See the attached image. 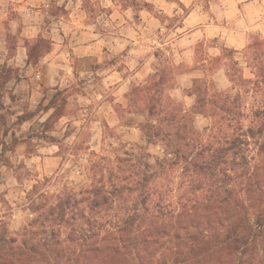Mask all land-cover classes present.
Here are the masks:
<instances>
[{
	"label": "clouds",
	"instance_id": "9594fccd",
	"mask_svg": "<svg viewBox=\"0 0 264 264\" xmlns=\"http://www.w3.org/2000/svg\"><path fill=\"white\" fill-rule=\"evenodd\" d=\"M60 3H63V0H60ZM147 3L152 7L149 9L141 5L138 23L135 19L136 10L132 6L125 7L120 0L115 3L112 0H100L99 4L94 5L97 11L103 8L111 9L112 12L111 15L107 12L101 13L93 23L87 12L82 10V0H76L75 3L69 0L65 6L69 10L68 15H60L58 20L49 17L53 23L48 28H42L43 18L49 16L48 9L51 7L48 0H0V35L8 31L5 23L10 25L14 36L17 27L21 23L24 26L18 37L19 49L15 58L17 66L23 69L24 60L28 59V49L24 47L25 38L31 41L41 34L50 39L53 42L51 51L43 55L36 69L29 66L26 74L32 77L35 72V83L41 79V70L47 66L46 87H54L57 84L56 77H59V89L56 91L68 97L67 112L60 116L55 130L48 133L49 136L60 138L62 143L37 141L33 138L29 143L19 144L15 155L11 151L4 153L11 161L13 169L9 172L6 165L0 166V170L7 173L5 183L0 185V193L6 191L3 201L7 202L4 204L0 201V216L8 222L10 231L27 228L29 221L35 219V213L22 211L18 207L34 187L36 196L41 193L45 197L59 196L65 186L81 193V189L92 185L88 172L91 153L105 154L102 150H106L110 154L111 149L119 147L121 143H125L127 149L136 151V146L143 143L139 125L145 120V116L127 111L121 116L120 110L128 108L127 96L133 88L148 85L153 79L160 80L161 68L164 65L154 55L157 50L166 58L167 67L172 69L174 78L170 81V86L164 88L162 100L179 106L183 113L192 115L195 128L202 133L205 142L212 131L221 126L229 132L232 129L227 127V121L223 119L225 113L219 109H216L215 113L210 110L203 113L192 111L201 98L199 93L194 91V79L206 81L207 93L204 100L209 108L210 102L217 94L235 97L239 93L242 97L240 111L247 117L239 120L243 126L242 131H246L250 126H257L258 121L254 122L252 113L255 108L260 107L256 101L264 96V82L257 85L259 78L256 70L249 67L248 62L239 54L233 59L240 61L237 67L242 69V72L234 73L224 52L225 49L231 48L240 52L249 43L246 33L257 30L264 32V17L261 16L264 5H259L253 10V6L245 4L241 9L231 0H209L205 10L204 3L193 5V0H147ZM97 25L103 33L97 31ZM81 30L86 31L88 40L95 43H88L87 47H77L73 44L76 33ZM102 34H106L104 38H101ZM217 37L218 40L213 43ZM104 47L108 48L109 54L102 52ZM88 54L96 56V63L100 65H104L106 58L109 61L114 57L118 59L114 64L104 66L95 73L75 69L76 58ZM79 81L85 83L81 84ZM8 87L10 88L11 84ZM21 87L26 90V86ZM65 88L67 92H64ZM19 90L20 88L17 89ZM27 99L25 97V100ZM4 103H10L7 97ZM48 103V100H44L45 107ZM17 107L13 105V110ZM55 111V107L48 108L47 112L41 109L32 120L24 122L19 130L9 126L7 137H3V130H0V138L4 140V144L10 146L12 133L15 132L16 138L27 141L28 136L22 134L28 133L37 121L46 122ZM20 114L22 113L17 112V115ZM16 119L17 116H12L10 123H14ZM130 119L133 123L126 126L125 121ZM152 123L156 124L157 121L153 120ZM205 126L209 127L208 132L204 131ZM70 129L74 131L66 136ZM113 134L121 139H115ZM85 137L87 151H73L72 146L85 140ZM29 144L35 146L31 152H28ZM3 147L4 145H0V152ZM249 147V159L252 156L257 157L252 163L264 158V154L258 155L259 146ZM145 151L152 153L153 157L163 158L167 146L157 140L155 145H148ZM167 154L171 156L170 152ZM21 162L30 173L22 178V183L15 173L16 166ZM150 162L155 163V159ZM182 172L183 169L180 168L168 171L158 176L148 189L152 192L153 200H159L163 196V202L170 204L176 213L180 212L182 204L187 203V199L182 197L189 184ZM106 179L105 175V181ZM153 188L156 189L155 192L152 191ZM128 204L130 206L131 201ZM123 214V206L117 202L113 204L105 220L118 219ZM107 229L114 231L111 225H107ZM106 234V231H101L100 236L104 237ZM249 247H252L251 241ZM262 260L264 247L257 241L253 264H261ZM35 264H40L39 257Z\"/></svg>",
	"mask_w": 264,
	"mask_h": 264
},
{
	"label": "trees",
	"instance_id": "16d2710c",
	"mask_svg": "<svg viewBox=\"0 0 264 264\" xmlns=\"http://www.w3.org/2000/svg\"><path fill=\"white\" fill-rule=\"evenodd\" d=\"M141 5L152 7L144 1ZM44 43L41 36L29 47V60ZM246 49L258 85L264 82V37L254 36ZM225 51L235 53L232 48ZM233 64L239 62L233 59ZM162 65L160 80L133 88L123 111L145 116L139 125L143 139L164 142L171 156L166 152L163 158L153 157L144 145L113 155L93 152L88 168L92 185L81 193L65 186L59 196H36L34 187L27 193L28 207L36 214L29 227L14 233L0 224V264H35L37 257L40 264H253L256 242L264 247V158L252 163L257 157L249 159V145L259 146L258 155L264 154V99L252 113L257 126L242 131L239 120L245 113L238 96L217 94L209 108L206 81L195 79L194 91L201 98L192 111L219 109L232 129L221 126L205 142L192 115L162 100L164 88L174 79L167 60ZM58 93L44 108L56 111L31 136L44 137L48 124L64 115L57 113ZM37 110L19 120H28ZM177 168L183 169L189 184L182 197L187 203L179 213L163 196L153 200L148 191L158 176ZM117 202L124 214L105 220ZM101 231L107 234L101 237Z\"/></svg>",
	"mask_w": 264,
	"mask_h": 264
},
{
	"label": "rangeland",
	"instance_id": "374dc122",
	"mask_svg": "<svg viewBox=\"0 0 264 264\" xmlns=\"http://www.w3.org/2000/svg\"><path fill=\"white\" fill-rule=\"evenodd\" d=\"M59 0H48V3L51 5V7L48 9L49 12V16H45L43 18V26L44 28H48V26H50L53 23V20L50 19L49 17H55L57 20L59 18L60 15H64L67 16L69 13V10H67L65 7L59 5ZM140 1L139 4H135L133 3L132 0H120V3H122L125 7L128 6H132L135 10L139 8V6L142 3V0H138ZM67 2H69V0H67ZM73 3L76 2V0H72ZM113 3L116 2V0H112ZM100 0H82V10L86 11L88 14V17L90 19L91 22L95 23L97 20V17L104 12H107L108 15H111L112 10L111 9H99V11H97L96 7L94 6L95 4H99ZM59 5V6H57ZM136 21H139V19L137 18V14L135 16ZM7 24V23H5ZM8 25V24H7ZM101 31L103 32V30L100 28L99 25H97V31ZM61 35H63V32H61ZM254 36H258L259 38H262L259 35H253L250 40L249 43L251 42V40H253ZM18 42V39L16 38V36H11L10 37V45H13V48L16 46ZM51 40L50 39H46V43H44V45L40 48V51H37L39 54L37 56L34 57V59H32L33 63H37L39 62V60L43 57V55L47 54V52L51 51ZM32 43V44H31ZM29 44V47H31L34 42H31ZM67 43V41L65 42ZM14 49H11V53H13ZM160 54V62L164 63L166 61V58L163 57V54L157 50ZM241 55L243 59H245L247 61V49L244 48L242 49L240 52L238 53H232L229 51H225L224 55L227 58V60L230 63V66L234 69V73H241L242 69H239L237 67V65L233 64V58L235 55ZM116 59H118L117 57H114L111 61L107 60V58L105 59L104 65H100V64H94V72L95 73L97 70L102 69L104 66H110L112 63L116 62ZM0 130H3V137H7L8 135V131L11 128H16L17 130H19V127L26 121H30L32 120L40 111L41 109H43V111L47 112V110H45V106H44V100H48L50 101L52 99V97L57 93L56 90H54L52 87H39L38 89L41 91V95L40 97H42V101L39 103V105L37 106L35 102H32L29 99V92L31 91V87H36L37 85H33L32 82L34 80L35 77V72L33 73V76L31 77V79L33 78V80H30L31 82V87H29V90L26 89V97L28 98L27 100H25V97H17L18 92L16 91V85L13 84L15 83L16 79H22L23 77L28 78L29 76L26 74L27 73V68L24 67L23 69H21L19 66H12L9 65L8 66V62H2L3 59H0ZM238 61V60H237ZM240 63V61H238ZM3 63V64H2ZM79 58H76V63L74 65L75 69H78L79 66ZM89 64H85L82 63V67H88ZM239 65V64H238ZM33 69H36L37 66L32 67ZM74 74H78V73H74ZM45 75V73H44ZM42 73L41 79L39 81H35V83H43L41 82L45 77ZM61 75H63V73L61 72ZM58 79V77H57ZM79 83L84 84L85 81H79ZM247 83V82H245ZM11 84V87L9 88L8 85ZM37 88V87H36ZM59 89V88H58ZM67 88L64 89V92H67ZM69 95H71V93H69ZM239 98L238 100L242 103V97L239 93L236 94ZM5 97L11 98V102L9 104H5L4 100ZM264 99V96H261L259 101H256V103H261L260 101H262ZM21 101H25L24 103H21ZM57 102L61 104L60 108L58 109L57 113H63L65 114L67 112V106H68V97L58 93V97H57ZM13 105H17L18 107L16 108V110H13ZM36 107H38V110L36 112V114L29 118L28 120L25 121H20L19 117L22 115H27L29 113H31L32 111L36 110ZM17 112H20L22 114L17 115ZM125 111L120 110V114L121 116H123ZM137 115H141L140 113H138ZM12 116H17V119L14 123H10V118ZM243 118H247L246 115L244 114ZM55 120H57L55 118ZM59 121V120H58ZM58 121H53L50 124H48V127H46V132L44 133V137H38V136H31V133H36L38 132L40 129H42V124L39 121L36 122L35 125H33L30 129L29 132L26 134H22L23 135H27L28 136V140L24 141L22 139L16 138V134L15 132L12 133V143L11 145H7L4 144V140L2 138H0V145H4L3 147V151L0 152V166L6 165L7 168L9 169V172L12 171L13 169V165L11 163V161L8 159V157L4 154L7 151H11L14 155L16 153V148L19 146V144L21 143H29L33 138H35L37 141L39 140H45L48 141L49 143H62V141L60 140V138L58 137H52L49 136L48 133L51 131L55 130V124L58 123ZM133 123V120H127L125 121L126 126L129 124L131 125ZM10 126V127H9ZM206 127V126H205ZM71 131H74V129H70L69 133L66 134L70 135ZM142 133V132H141ZM115 139L120 140L121 137L119 136H115V134H113ZM66 138V137H65ZM87 137H85V140H82L79 144H74L72 146L73 151L75 152H79L81 150L83 151H87V147L85 144ZM141 141L143 142L140 145H144V146H148V145H155V144H149L145 139H143L142 135H141ZM34 145H30L29 144V148H28V152H31L34 150ZM109 147L111 148V145H109ZM125 147V148H124ZM118 149V150H117ZM124 149H127V145L125 143H121L119 145V147L117 148H112L111 149V153L110 155H113L114 153L117 152H122ZM67 150V149H64ZM103 152H105V154H108L106 152V150H102ZM27 154V153H24ZM152 154V153H151ZM59 155V154H58ZM153 155V154H152ZM92 159V155L90 154V160ZM154 159V158H152ZM151 159V160H152ZM21 169H24V171L22 172ZM15 173L17 174L18 179H21V183L23 182V177H26L28 175H30V173L27 171L26 169V165L21 162L18 166H16L15 169ZM6 177H7V173H5L4 171L0 170V185L4 184L6 181ZM6 195V191L4 193H0V201H2L4 204H6V201H3V196ZM18 207L22 210V211H31L33 212L31 209H29L28 207V199L27 196L25 198L24 201H22L20 204H18ZM7 215V214H4ZM36 217V214H35ZM30 222V221H29ZM0 224L7 226L8 227V222L6 220H4L2 218V216H0ZM9 228V227H8ZM19 230L15 231L18 232ZM13 232V231H11ZM14 232V233H15Z\"/></svg>",
	"mask_w": 264,
	"mask_h": 264
},
{
	"label": "crops",
	"instance_id": "0c3cea01",
	"mask_svg": "<svg viewBox=\"0 0 264 264\" xmlns=\"http://www.w3.org/2000/svg\"><path fill=\"white\" fill-rule=\"evenodd\" d=\"M142 1L147 2V0H142ZM58 2H59V5H61L63 7H65L66 4L68 3L67 0H63V3H60V0ZM168 2H172V0H168ZM231 2L232 3H236L237 7L241 8V9L244 7L245 4L253 6V10H255V8L257 6H259V5H264V0H231ZM195 3H204L205 4V10H207L208 4H209V0H193V5ZM140 9L141 8H138V10L136 9L137 18L139 19V21H137L138 23L140 22V17H139V14H138ZM253 14H255V12H253ZM261 16L264 17V11L261 12ZM246 23H247V21H246ZM23 27L24 26H23L22 23L17 27L16 35H15L17 39L19 37V34L23 31ZM41 27L44 28L43 22L41 24ZM5 28H7L8 31H6L3 35H0V59L1 58L3 59L2 62H8L7 63L8 66L11 65L12 63H13L12 66H17L15 58H16V56L18 54L19 39H18V42H17L16 46L13 48V45H10V37L14 36V35H12L11 27H10V25L5 24ZM241 31H242V29H241ZM104 35H106V34H102L101 38H104ZM245 35H246V37H247V39L249 41L250 38L253 35H259L261 37H264V32H261V31L257 30L255 32H248ZM41 36H42L41 34H38L37 37L35 39L31 40V41H29L27 38H25V40H24V47L28 49V53H27L28 59L24 60V67H26L27 70H28L29 66L34 67V66H38L39 65V62L33 63L32 60H29V44L31 42L36 41ZM217 40H218V37L214 38L213 43H215ZM52 43L53 42H51V44ZM88 43H95V41L88 40V36H87L86 31H84V30L78 31L76 33V38L73 40V44H75L77 47H87ZM247 45H248V43L246 44L245 48L247 47ZM11 49H14L13 53L10 52ZM232 49L235 50V53H238V51L235 48H232ZM69 52L71 53V49H69ZM102 52L104 54H109V51H108L107 47H104L102 49ZM154 55L157 56V59L160 62V54H159V52L156 51L154 53ZM78 58H79V63H80L79 66H78L79 71H84L86 73L87 72H92V73L94 72V64H97L96 63V60H97L96 56L88 54V55H82V56H80ZM10 61L12 62L11 64L9 63ZM82 63H85V64L87 63L89 65H88V67H86V66L82 67ZM112 64H114V63H112ZM161 64H163V63H161ZM0 67H1V65H0ZM41 71H42L43 75L45 73V75H44L45 77H43L44 79L41 81L43 83H34V82H32V84L34 86L35 85H39V87H46V85L48 84V70H47V66H45L44 69H42ZM56 79H57V77H56ZM30 80H33V78L31 79V77H28V78L23 77L22 79L20 78V79H16L15 80V83H13V84L16 85V91H17L18 88H20V90L17 91L18 92L17 97H26V94H25L26 90H25V88L21 87V85L26 86V89L29 90V87H31ZM194 81H195V79L193 80V83H194ZM36 87H31V91L29 92V99L32 102H35L36 105L38 106L39 103L42 101V99H41L42 97H40L41 91L38 88H36ZM58 88H59V77L57 79V84L54 86L53 89L57 90ZM34 93H36L35 96H33ZM9 101L11 102V98L10 97H9ZM37 109H38V107H36V110Z\"/></svg>",
	"mask_w": 264,
	"mask_h": 264
}]
</instances>
